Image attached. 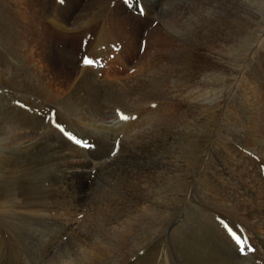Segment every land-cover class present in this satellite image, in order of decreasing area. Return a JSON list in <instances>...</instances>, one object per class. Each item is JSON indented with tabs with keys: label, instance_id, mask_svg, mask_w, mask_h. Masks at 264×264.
I'll use <instances>...</instances> for the list:
<instances>
[{
	"label": "bare ground",
	"instance_id": "bare-ground-1",
	"mask_svg": "<svg viewBox=\"0 0 264 264\" xmlns=\"http://www.w3.org/2000/svg\"><path fill=\"white\" fill-rule=\"evenodd\" d=\"M147 1L149 5H151L152 0ZM162 1L163 0H159L160 3L158 4L155 2L153 6L162 8L164 5H161ZM70 4L71 8H69V10H61L58 9L59 7L54 8V3L48 0H27L26 3L22 0H0V92L4 93L5 88L11 91L12 94L4 93L8 101H14L13 96L17 93L18 97H16V101H18L22 107H26L27 104L29 110V112L25 113V111L21 110L20 107L17 105L15 106L13 103L10 104L6 101L3 103L0 101V208L3 210L0 212V221L11 222L10 224H12L14 228L26 222L28 224V222L35 221V218L40 216L42 217V224L45 223L43 222L44 218L48 221L51 219L45 216V210V215L42 213L43 211L41 215L30 213L29 210L32 207L40 209L42 207L46 208L47 205V207L51 209L56 207V212L64 208L65 202L54 203L50 201L51 197H60V192L56 188L57 184L53 183L51 185L55 180L58 182L56 175H50L47 172V166L49 163H53L54 158L57 159L60 157V155H58L59 153L64 150L66 152L65 156H62L57 168L62 166L70 169L89 167V160L101 159L102 157H106L109 151L111 152V150H114L116 138L118 135L122 134L121 132L124 131L126 127H134L130 132H126L127 134H122L126 136L123 143L125 146L130 145L131 148L136 150V153L139 154L146 148L145 142L147 141H144L143 138H146L148 134H145L146 131L143 130H147L149 123L155 119V126L150 127L148 131L153 133L155 131H160L158 135L164 136V132H168L167 130L178 121H176V117L174 116L175 107L178 109L181 108L182 105L191 106V104H200L215 98L220 94V91L214 89L217 85L210 82V80L215 73L223 74L229 70L226 68L228 62L227 57L222 53V48L220 49L219 45H210V40L204 38L202 32L190 29V34L187 32L186 35H179L173 22L166 21V17L161 16L164 14L159 15L158 13L159 16H157L156 12H153L151 9L147 11L145 8V20H150V22H152L153 20L155 21L156 18L160 19L164 29V32L161 31L163 32L162 36L165 35L164 40L166 42L169 41L170 45H167L165 49H159L160 47H158L157 54L154 57L149 55L151 50L150 52L149 50L146 52L147 48H145L143 53L139 54V42L135 41V37L138 36L141 29L148 23L139 18H134L137 20H135L133 24L126 23L128 26H121L120 18L122 16L118 18L117 16H111V18L113 17L111 20L120 25L118 27L115 26L116 28L113 29L116 33L115 37L117 41L119 35L125 34L124 31L127 30L126 27L129 29L127 31L131 30L130 34L126 32L128 43L122 45L126 55L117 54L116 56L124 59L123 62H121L123 70L127 69L133 72L125 74L122 79L115 80L114 76H110V70L107 68L103 70L102 75L101 70H99V64H96V72L91 69H78V62L75 60V51H78V49H76L75 42L89 26L87 27L85 23H82V30L75 29V25H79L78 21H83L80 17L78 18L76 16L77 18H75V10L72 8L74 6V0H71ZM25 8L30 9L28 15H25L23 12ZM204 11L207 10L205 9ZM132 18L133 17H131V19ZM254 19L255 18L251 19V23L247 29L252 27ZM175 20L177 21V19ZM187 20L189 19L187 18ZM202 21L205 22L204 20ZM157 27L159 28V26ZM193 28L196 29V25ZM210 28L208 30H210ZM223 29L224 28H222V30ZM206 30L205 28V31ZM91 31L98 37V46L107 45L110 42L107 40V35H112V32H105L104 28L97 30L99 34L96 32L95 28H92ZM154 32L157 33L158 30L156 29ZM27 38H31L29 43L26 41ZM53 38L58 39L57 42L60 44L57 43V45H62V49L57 47ZM101 53V55L107 54ZM256 67L257 65L255 67L251 66L250 72L243 79L241 88L234 101V110L241 114L240 118L244 121L243 131L246 134V140L244 141L246 148L254 152V155L260 156L261 160L264 162V82L260 78V70H258V74H256ZM75 82L77 83L75 84ZM79 87H81L82 90H79ZM102 89H108L113 94H116V96L119 94V97L125 99L126 103L125 105L123 104L124 108L118 112V116L109 112L107 114L105 112L106 108L98 103L102 95ZM35 97L44 101L54 102L55 104L53 103L51 106L54 109H33L30 105L37 102L38 99L35 100ZM117 99L119 98L117 97ZM122 99H119V101ZM93 101H95V105L92 106L91 103ZM59 105H63L66 108L63 107L59 109ZM3 106H5L4 113L2 112ZM232 108L233 106L231 109ZM52 110H55L56 121L63 126L64 124H62L57 117L64 114L61 120H64L68 125L64 126V128L69 131V133L74 134L77 139L81 140L85 137L84 139L87 140L86 138L97 135L96 140L90 139L93 141V145L85 151L81 149L82 145H78L80 146L78 147L73 141H68V139L60 135L57 130H55L56 127L50 122L53 119V117L50 116ZM152 111H156L155 115L153 114L154 117L147 122L148 125L144 122L146 126H142L141 121L147 120L144 116L149 115ZM27 113H29V115ZM46 114L48 118L44 121ZM80 126H82L85 131L83 134L86 136H83V138H79V136L76 135L80 134V137L82 135L79 130H75V127ZM161 130L164 132H161ZM154 141L156 142V140ZM154 141L152 143H155ZM53 142L57 143V145H54ZM142 142L143 144L141 146H137ZM160 142H164V139H160L157 144ZM82 144H84L83 141ZM59 146H64L66 149H60ZM107 148L109 149L107 150ZM16 156H20L21 160ZM43 158L46 160L45 162H43ZM222 158L225 162L231 161L233 165H238L241 158L243 160V165L248 167L249 172L246 182L249 184V188H246L251 194L250 204L235 202L236 200L232 201L231 198H229L230 196L223 195V193L221 194L222 187L217 185L214 179L208 178L207 183L202 181L198 187L192 190L191 198L187 202L188 205L185 206L186 209L182 213L177 212L175 209L171 211L169 215H164L151 207V205H146V211L142 221L139 220L138 222L141 223L143 232L155 229L156 236L153 238L154 250L151 249L152 251L139 256L135 254L139 262L148 258L150 259L148 264H166L164 262L168 255L165 258L164 255L162 258L161 256L162 254H166L165 249L168 251L171 248H168L169 244L167 245V243L163 245L164 241L162 237L164 235L167 236L166 242L177 241L171 234L173 225L176 223L178 224L179 219L184 221L183 223L185 225L188 224L186 221L187 218H184L185 214L188 212L187 214L191 217L192 223L190 226L188 225L187 230L185 228L186 226H180V229H182L181 234L185 235L189 231V228H191L190 236L203 235V228L207 225L211 231L213 244V250L211 248L212 251L210 255L207 247H203V242L201 243L200 241L199 243L201 244H197L198 239L194 237L191 238V242L188 246L186 243H182L186 247L185 249L183 248L182 257L185 261L187 260L188 264H196L198 261L205 260H212L211 264H264V186L261 183L262 181L259 180L256 170L252 168L253 160L251 158H236L233 151L228 147H225L224 156ZM238 173L239 175L242 173V175L245 176L241 170ZM131 175L127 177V183L123 185V189H127L128 191L138 185L140 182L139 178L142 179L143 183L145 182L147 184V187H149L151 183H153V186L157 185V182H159L157 179L162 174L154 167L145 170L143 173H139L137 176ZM164 176L166 175L164 174L162 178ZM10 184L16 190L20 188L15 187L16 185L21 186L20 191L11 190V188L8 187ZM147 187L145 185V187L138 188L141 197H144V192ZM147 194L144 198L145 201L147 198L152 197H148ZM15 195H21L24 198L20 201V204L16 202L17 199L14 200ZM209 196L210 200L208 201L206 199H209ZM108 198H112V196ZM7 205H20L21 208L29 210L26 211L28 213L14 212L12 214L11 211L4 210ZM191 207H193V209H191ZM101 209H97L98 216H102ZM245 210H250L249 214H251V219L246 220L244 218L245 216L243 217L239 214L240 211L242 212ZM258 210L261 211L260 213H262V215L257 213ZM35 213L37 214L39 212L37 211ZM194 214H197V216L193 218ZM120 220V216L110 215L107 221L108 226H105L106 230L102 234L97 233V230L100 228V226L99 228L97 226L98 229H94L96 231H93V235H106L113 240L123 238L126 232L121 231L120 225L118 224ZM196 220L199 221L197 222ZM50 221L53 222L52 220ZM61 223L62 222L54 223L51 227L50 225L52 224H50V222L48 223L50 225L45 223L50 227L48 231L45 230L46 232H43L37 230L39 228L36 227L37 229H33L34 232L30 235H32L33 238H42L43 236L46 238H56L59 231L72 232L75 230L74 226L76 221H74L70 227H67V225L65 227ZM225 224L228 228L225 227ZM24 227L21 229L22 231L18 228H13V232L15 233L17 231L15 235H19L21 232L23 233ZM111 229H113L112 233H110ZM229 229L239 235L242 238V242L246 243V250L244 253L239 251V247L232 238ZM205 232H207V230ZM27 233L28 232H24V235H28ZM126 238L135 239L134 237ZM1 244L3 243L0 239V245ZM9 246L12 247L11 245ZM3 247L5 248L6 246L4 245ZM23 248L24 246L22 249ZM248 248L253 249V251L250 253L247 250ZM25 249H23V251ZM133 250L135 251L136 249L133 248L131 251ZM26 251L27 250L24 251L25 254L28 253H26ZM131 251H128L129 254H127V256H132L134 254L131 253ZM15 252L16 251H14V253ZM115 257L116 255L109 251L105 259L102 258L95 264H107L106 261L108 259ZM128 259H130V257ZM77 260L82 261V257L80 255L75 256L74 254L72 258H67L63 250L57 253L53 251L47 255L45 264H78ZM15 261L17 262V259H15ZM27 261L29 260L27 259ZM115 264H117V262Z\"/></svg>",
	"mask_w": 264,
	"mask_h": 264
},
{
	"label": "rangeland",
	"instance_id": "rangeland-1",
	"mask_svg": "<svg viewBox=\"0 0 264 264\" xmlns=\"http://www.w3.org/2000/svg\"><path fill=\"white\" fill-rule=\"evenodd\" d=\"M22 1L24 3L27 2V0ZM48 1L54 3V8L59 7L58 9L61 10H69V8H71V0ZM155 2L157 4L160 3L159 0H152L151 5H149V2L147 0H139V3L143 7V9L145 8L147 9V11H150L151 9L153 12L157 13V16L164 14L161 16H165L167 19L166 21L173 22L174 26L177 29L175 30L179 32V35H186L187 32L189 33L191 30H198L199 32H202V34H204V38L210 40V45H219L220 49L222 48L223 55L227 57L228 65H226V68H228L229 70L223 74L215 73V75L210 80V82L217 85L214 89L216 91L219 90L220 94L204 103L191 104V106L182 105L181 108L178 109L177 107H175L174 116L176 117V121H178L175 125L171 126L170 129L167 130L168 132H164L163 130H161V132L163 131L165 133L164 136L158 135L160 131H155L154 133L148 131L150 127L155 126L156 124L155 119L151 123H149V125L147 124V122L154 117L156 111H152L149 115H146L147 117L144 116V118L147 120H142L141 122L142 126H146V124L148 125L147 130H143L146 131L145 134L148 135L146 136V138H143V140L147 142H145L146 148L145 150H143L144 152H141L142 155L141 153H136V150L131 148L130 145H126V147L123 143V140L126 136L122 134H127L134 127H126V129L121 132L122 134L118 135V137L116 138L114 150H111V152L109 151V154L106 157H102L101 159L89 160V167L70 169L62 166L57 168L60 164L62 156H65L66 152L64 150L63 152H61L62 154L59 153L58 155H60V157H58L57 159L54 158L53 163L51 162L47 166V172L50 175H56V179L58 180V182L56 180L53 182L51 181V185L53 183L57 184L56 188L60 192V197H51L50 201L54 203L65 202L66 204L64 205V208L61 211L56 212V207L54 209H51L50 207H47V205L46 208L42 207L40 209H35L34 207H32L30 208V210L21 208L20 205H7L8 207L6 206V209L4 210H9L12 214L14 212L28 213L26 211L29 210L30 213H34L35 215H41L42 213L44 214L45 210L46 215H44L50 217L51 219H49L53 222L55 221V224L57 222H62L61 224H63L65 227L66 225L67 227H70L73 222L76 221V224L74 226L75 230L72 232L65 231L66 233L64 231H59L60 233L58 232L56 238H46L45 236H43L42 238H33V236L30 235L32 232H34L33 229L38 227L39 229L36 228L37 230L46 232L54 224L53 222H51L50 220L48 221L45 218L43 222H45L47 225H50L52 223L53 224L50 225V227L45 223L42 224V217L40 216L35 218V221H32L34 223L28 222L27 224L26 222L23 225L15 227L16 229L18 228L20 231H22L21 229H23L25 225L23 233L21 232L24 236L23 238L21 233V235H15L17 231L15 233L13 232L14 226L10 224L11 222L8 223L6 221H0V239L3 243L0 245V264H9L10 261V264H45L47 255L49 253H52L53 251L57 253L62 250L64 251L67 258H72L74 254L75 256L80 255L82 257V261L77 260L78 264H95L102 258L105 259L109 251L115 254L116 257L111 258L113 260L108 259L106 261L107 264H115L116 262L117 264H148L150 262V259L148 258H145L140 262L138 261V258L136 259V255L139 256L152 251L151 249L154 250L153 238L156 236L155 229L152 231L149 230L147 232H143L141 223L138 222L139 220L142 221V218L146 211V205H151V207L155 208V210L161 212L164 215H169L170 212L175 209L177 210V212L182 213L186 209L185 206L188 205L187 202L191 198L192 190L195 187H198V185H200V182L202 181H205L207 183L208 178L214 179V182L222 187L221 194L223 193V195L230 196L229 198H231L232 201L236 200L235 202L250 204L251 194L247 189L249 188V184L246 182L249 172L248 167L243 165V160L241 158L238 165H233L231 161H223L222 157L224 156L225 147L230 148L235 154L236 158L245 157L244 159H246V157H249L252 160L254 158L258 159L259 161L254 159L257 163L253 161L252 168L256 170L259 180L262 181L261 183L264 186V171L262 170L263 172L260 173L259 167L260 169H262V166L261 164L257 166V164H264V162L261 160L260 156L254 155V152H251L249 148H246L244 142L246 140V134L243 131L244 121L242 118H240L241 114L234 110L235 98L241 88L243 79L250 72L251 66L255 67L257 65L256 74H258L257 71L260 70V78L264 82V0H163L161 5H164L162 6V8L154 7L153 5H155ZM130 5H132V0H74L75 7L73 6L72 8L75 10V18L80 17L83 21H78L79 25L76 24L75 29L82 30L84 23L87 27L89 26L88 28L86 27L87 29L79 38H77V41L75 42L76 49H78V51L76 50L77 52L75 51V60L78 62V69H91L92 71L96 72V64H99V70H101L102 75L103 70L107 68L108 70H110V76H114L115 80L122 79L125 74L132 73V70H123L121 62H123L124 59L116 56L117 54L126 55L122 45H126L128 43V36L126 32L130 34L131 30L127 31L129 29L126 27L127 30L125 29V34L119 35L117 41L115 37L116 33L113 31V29L120 25L128 26L127 24H133L134 21L137 20L134 18H139L140 20H144L146 23H148L145 24V26L139 32L138 36L135 37V41L139 42V54L143 53L145 48H147L146 52L148 50L150 52L151 50V53H149V55H152V57H154L157 54L158 47H160L159 49H165L167 45H170L169 41L166 42L164 40L165 35L162 36L164 29L160 22L161 20L158 18H156L155 21L153 20L152 22H150V20H145V9L144 14L141 15L135 6ZM203 9H206L207 11H204ZM29 11V8H25L23 10L25 15H28ZM111 16H117V18L122 16L120 18V25L117 22L112 21L111 19L113 17L111 18ZM131 17L133 18L131 19ZM186 17L189 20H187ZM252 18H255L252 27L250 29H247V27L251 23ZM175 19H177V21ZM202 20H204L205 22H203ZM182 21L184 22V24ZM215 22L220 26H218ZM195 25L196 29L193 28L195 27ZM216 25L218 26V28ZM157 26H159V28ZM92 28H95L98 34L99 31L97 30H100L101 28H104L105 32H112L113 36L107 35V40L110 41L107 44L108 46H98V37L95 36L94 33H92ZM205 28L207 29L206 31ZM209 28L210 30H208ZM222 28L224 29L222 30ZM156 29L158 30L157 33L154 32L156 31ZM57 40V38H53V41L56 45L58 43ZM26 41H28L29 43L31 41V38H27ZM61 46L62 45H57L59 49H62ZM101 52L107 54L101 55ZM85 58L93 60L94 63H92L91 65H85L83 63V60ZM76 83L77 82H75V84ZM79 90H82L81 87H79ZM102 90V95L100 97V100H98V103L106 108L105 112L107 114L109 112L118 116V112H120V110L124 108V105L126 103L125 99L119 97V94H117L116 96V94H113L108 89ZM4 91L5 94H12L9 89L7 90L5 88ZM4 93L0 92V101H2L3 103H5V101L10 104L13 103L15 106L17 105L21 108V110L25 111V113L29 112L28 105L26 103V107H22L19 102L16 101V97H18L17 93H15L16 95L13 96L14 101L6 100L7 97ZM117 97L122 100L119 101ZM35 98V100L38 99L37 102L30 105L33 109H54L51 107L54 102L44 101L37 97ZM91 104L92 106L95 105V101H93ZM60 106L61 105H59V109H62L63 107L66 108L63 105L61 107ZM232 106L233 108L231 109ZM4 107L5 106L2 107L3 111L1 110L3 113ZM27 114L29 115V113ZM63 117L64 114H62V116H58L57 118L62 124H64V126H68L64 122V120H61L63 119ZM47 118L48 115L46 114L44 121H46ZM144 122L146 124H144ZM80 127H75V130H79L82 135L81 137L80 134L76 135L79 136V138H83V136H86L85 134H83L85 131L83 130L82 126ZM55 130H57V132L64 138L68 139L60 131H58L57 128ZM96 136L97 135L91 138H86L87 140L84 139L85 137L81 139L83 143L89 145L88 147L82 146L81 149L87 151L93 145L92 140H96ZM160 139H164V142H160L157 144ZM154 140H156V142ZM153 141L155 143H152ZM53 144L57 145V143L55 142H53ZM142 144L143 142L141 144H138L137 146H141ZM59 148L66 149L64 146H59ZM108 149L109 148H107V150ZM253 156L255 157L253 158ZM16 157L21 160L20 156ZM45 161L46 160H44L43 158V162ZM154 167H156V170H158L162 174L157 179V181H159L157 182V185L153 186V183H151L150 186L147 187V184L145 182L143 183L142 179L139 178L140 182L137 186H134L129 191L127 189H123V185L127 183V177H129L131 174L134 175L135 173H137L134 175L137 176L139 173H143L145 170ZM240 170L245 174V176H243L242 173L239 175L238 172ZM164 174L166 176H164L165 178H162ZM145 185L147 189L144 192V197H141V193L138 191V188L145 187ZM8 187L11 188V190L13 189V191H20L21 188V186L16 185L15 187H20L17 188L18 190H16L13 188V186H11V184L8 185ZM146 194L148 197H152L147 198L145 201L144 198ZM111 196L112 198H108ZM210 196L209 199H203L209 201ZM22 199L24 198L21 195H15L14 200H16V202H18L19 204ZM97 209L102 210V216H98L99 214L97 213ZM191 209H193V207H191ZM1 211L3 210L0 208V212ZM34 211H38L39 213L36 214ZM260 212L261 211L258 210L257 213ZM187 213L185 214L184 218H187L186 221L188 224L185 225L183 223L184 221L179 219V223H176L177 225H173V229L171 231V234L177 239V241L180 238L178 242L176 240L173 242H166L167 236L164 235L162 237V240L164 241L163 245H166L167 243V245L169 244L168 248H171L168 251L165 249L166 254H162L161 256L162 258L164 255L165 258L168 255L169 259L168 257H166V261L164 262L166 264H188L187 260L185 261L182 257L183 248H186L182 243H186L188 246L191 242L192 237L198 239L197 244H201L203 242V247H207L208 253L211 255V251L213 250L211 239L212 235L207 225L203 228V235L190 236L191 228H189V231L185 235L181 234L182 229L180 228L182 226H186L185 228L187 230L188 225L190 226L192 223L191 217L188 216ZM249 213L250 210L239 212L241 216H245L244 218L246 220L251 219V214ZM260 214L262 215V213ZM110 215H117L121 217V220L118 221V224L120 225L121 231L126 232V234L123 235V238L113 240L106 235H93V231H96L94 229H98L99 226L101 229L99 228L97 230V233L102 234L106 230V227L108 226L107 221ZM194 216L196 217L197 214H194L193 218ZM196 221L198 222L199 220ZM49 222L50 224H48ZM206 230L207 232H205ZM24 232H28V235H24ZM112 232L113 229L110 230V233ZM126 237H134L135 239ZM200 241L201 243H199ZM4 245L6 246L5 248L3 247ZM9 245H11L12 247H10ZM23 246V249L26 248L25 250H27L26 253L28 252V255L24 253L25 250L23 251ZM133 248L136 250L131 251ZM14 251L18 253L15 252V254ZM128 251H131V253L134 254L132 256H127V254H129ZM252 251L249 252L251 253ZM26 257L29 261H27ZM129 257L130 259H128ZM15 259H17V262L15 261ZM211 262L212 260H205L198 261L196 264H211Z\"/></svg>",
	"mask_w": 264,
	"mask_h": 264
},
{
	"label": "snow or ice",
	"instance_id": "snow-or-ice-1",
	"mask_svg": "<svg viewBox=\"0 0 264 264\" xmlns=\"http://www.w3.org/2000/svg\"><path fill=\"white\" fill-rule=\"evenodd\" d=\"M130 6H135L138 10V12L143 15L144 14V9L143 7L140 5L139 0H132V5ZM83 63L85 65H91L92 63H94L93 60L89 59V58H85L83 60ZM50 116L53 117V119L50 121L65 137H67L69 140L73 141L75 144L77 145H82L83 147H88L89 145H87L86 143L82 144V141L80 139H77L75 137L74 134L69 133L58 121H56L55 116V110H52V112L50 113ZM225 227L228 228V226L225 224ZM232 238L234 239V241L237 243L238 247H239V251L241 253H244L246 250V243L242 242V238L237 235L234 231H231V229H229ZM248 251H252L251 248L247 249Z\"/></svg>",
	"mask_w": 264,
	"mask_h": 264
}]
</instances>
